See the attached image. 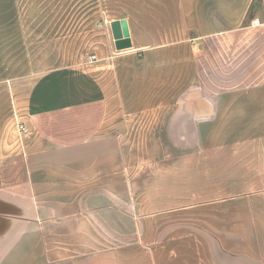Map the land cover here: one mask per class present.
<instances>
[{
  "label": "crops",
  "instance_id": "obj_1",
  "mask_svg": "<svg viewBox=\"0 0 264 264\" xmlns=\"http://www.w3.org/2000/svg\"><path fill=\"white\" fill-rule=\"evenodd\" d=\"M76 1L0 0V264H264V0Z\"/></svg>",
  "mask_w": 264,
  "mask_h": 264
},
{
  "label": "rangeland",
  "instance_id": "obj_2",
  "mask_svg": "<svg viewBox=\"0 0 264 264\" xmlns=\"http://www.w3.org/2000/svg\"><path fill=\"white\" fill-rule=\"evenodd\" d=\"M103 1V0H102ZM84 3L87 5V7H96L98 8L99 6V1L98 0H87V1H76L75 4L77 6H82L81 4ZM58 5H59V8L63 7L65 5V0H58ZM47 21H49L50 17H45ZM56 18V17H55ZM65 18V16H58L57 19L59 20V23L61 22H65L63 21ZM92 18H95L94 16H92ZM32 34V33H31ZM72 33L71 32H62V31H59V32H56V33H45L43 32L42 33V36H43V51H44V42L45 41V37L48 38V41H47V44L49 45L50 43V40H52V43L54 42L55 45H57V50H55L56 53L59 52L58 56L59 57H67L71 51L69 48H63V45L65 44H68L70 42V40H67V36L71 35ZM52 37V39H51ZM73 50V49H72ZM44 54V52H43Z\"/></svg>",
  "mask_w": 264,
  "mask_h": 264
},
{
  "label": "water",
  "instance_id": "obj_3",
  "mask_svg": "<svg viewBox=\"0 0 264 264\" xmlns=\"http://www.w3.org/2000/svg\"><path fill=\"white\" fill-rule=\"evenodd\" d=\"M110 25L116 48L122 49L130 46L126 20L120 19L118 21H113Z\"/></svg>",
  "mask_w": 264,
  "mask_h": 264
},
{
  "label": "built area",
  "instance_id": "obj_4",
  "mask_svg": "<svg viewBox=\"0 0 264 264\" xmlns=\"http://www.w3.org/2000/svg\"><path fill=\"white\" fill-rule=\"evenodd\" d=\"M259 23V21L257 20V19H255L254 21H253V24H255V25H257ZM90 58L91 59H94L95 57H94V55L93 56H90ZM19 130L21 131V132H25L26 131V129H25V127L23 126V125H19Z\"/></svg>",
  "mask_w": 264,
  "mask_h": 264
}]
</instances>
